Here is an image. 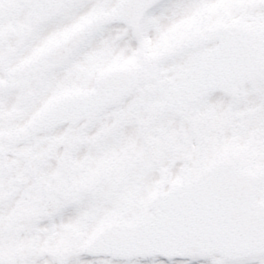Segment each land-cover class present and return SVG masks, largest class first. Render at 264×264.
<instances>
[{
  "label": "snow or ice",
  "instance_id": "6c2138e0",
  "mask_svg": "<svg viewBox=\"0 0 264 264\" xmlns=\"http://www.w3.org/2000/svg\"><path fill=\"white\" fill-rule=\"evenodd\" d=\"M0 264H264V0H0Z\"/></svg>",
  "mask_w": 264,
  "mask_h": 264
}]
</instances>
